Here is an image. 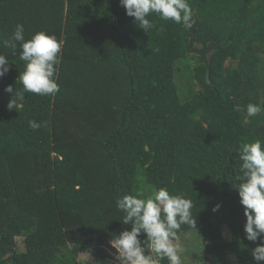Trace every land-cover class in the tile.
Returning <instances> with one entry per match:
<instances>
[{"label": "trees", "instance_id": "16d2710c", "mask_svg": "<svg viewBox=\"0 0 264 264\" xmlns=\"http://www.w3.org/2000/svg\"><path fill=\"white\" fill-rule=\"evenodd\" d=\"M188 3L191 28L152 14L144 33L119 0H0V54L13 64L0 79V264H78L80 254L108 264L105 247L125 227L116 200L143 185L191 199L208 241L189 252L194 264H255L232 185L240 144L264 140V112L236 110L264 105V0ZM17 24L26 40L44 31L63 42L60 91L23 93L9 110L4 89L23 91L25 62L19 43L14 54L2 42ZM182 62L186 97L168 81Z\"/></svg>", "mask_w": 264, "mask_h": 264}, {"label": "clouds", "instance_id": "9594fccd", "mask_svg": "<svg viewBox=\"0 0 264 264\" xmlns=\"http://www.w3.org/2000/svg\"><path fill=\"white\" fill-rule=\"evenodd\" d=\"M119 5L144 33L154 27L148 18L152 14L185 28H191L194 23L188 0H119ZM24 32V26L17 24L11 38L2 42L3 47L12 49L14 54L19 43V58L25 62L24 70L15 81H19L23 91L14 90L12 85L4 89L11 95L7 103L9 110L19 106L23 93L46 96L60 91L55 77L63 42L44 31H38L26 40ZM10 65L13 64L6 55L0 54V79L11 71ZM236 110L250 118L264 112V105L248 103L243 107L238 105ZM29 127L36 130L41 124L30 120ZM238 155L240 174L235 177L232 188L238 194L245 218L244 239L256 244L251 250L255 264H264V140L241 143ZM116 207L123 213L120 223L125 226L118 234H113L109 242L118 264H159L165 259L168 264H183L181 254L184 249L176 243L178 232L185 225L197 231L191 199L184 194H170L167 188L161 187L147 195L143 191L136 195L125 194L116 200ZM220 207L216 204L211 210L217 213Z\"/></svg>", "mask_w": 264, "mask_h": 264}, {"label": "rangeland", "instance_id": "374dc122", "mask_svg": "<svg viewBox=\"0 0 264 264\" xmlns=\"http://www.w3.org/2000/svg\"><path fill=\"white\" fill-rule=\"evenodd\" d=\"M186 66H188V64H186L185 62L180 63L177 66V68H175V75H172V73L170 72V77L168 80L170 83V88L172 87L175 94H177V91L179 90L182 97H186L190 87V77L188 71H186ZM195 83L197 85L196 88L197 93L206 90V85L203 81V74L201 72H198L196 74ZM150 190H153L150 186L149 187L146 185L142 186V191L145 192L146 195L151 193ZM200 236H201L200 232L197 231L189 232L179 236V239L176 241V243L180 244L184 249V251L181 254L183 258V264H194L189 252H197L198 246H204V243L208 242V241L203 242ZM230 239L231 238L228 231L224 230V240L230 241ZM17 243H18V249L23 250V239L18 238ZM78 264H94V263L92 258L87 254H80L78 256Z\"/></svg>", "mask_w": 264, "mask_h": 264}, {"label": "built area", "instance_id": "2783aa9c", "mask_svg": "<svg viewBox=\"0 0 264 264\" xmlns=\"http://www.w3.org/2000/svg\"><path fill=\"white\" fill-rule=\"evenodd\" d=\"M105 250L107 251V254L109 255L108 264H118V262L115 261L114 259V250L111 249L110 243L108 246L105 247Z\"/></svg>", "mask_w": 264, "mask_h": 264}]
</instances>
